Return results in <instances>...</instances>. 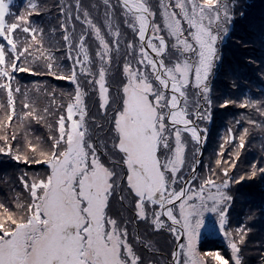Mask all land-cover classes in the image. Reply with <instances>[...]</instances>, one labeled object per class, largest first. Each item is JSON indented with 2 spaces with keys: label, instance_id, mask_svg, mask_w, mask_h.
Returning a JSON list of instances; mask_svg holds the SVG:
<instances>
[{
  "label": "trees",
  "instance_id": "trees-1",
  "mask_svg": "<svg viewBox=\"0 0 264 264\" xmlns=\"http://www.w3.org/2000/svg\"><path fill=\"white\" fill-rule=\"evenodd\" d=\"M161 1L146 0L150 12L155 13V24L160 21L162 24ZM74 2L0 0V236L26 224L37 202L45 197V185L52 176L51 165L61 159L69 147L71 133L62 132V123L69 126L70 108L83 96L84 146L111 171L107 216L127 233L135 234L127 236L137 256L135 264H173L177 237L164 217L161 216L162 229L151 222L160 209L157 203L144 204L148 209V206L155 208L150 219L143 220L138 215L140 199L130 187L126 156L120 149L121 141L115 129L116 117L125 104L123 66L127 62V45H134L132 61L135 63L141 42L138 35L125 26V14L117 0H110L107 10L105 0H83L93 13L91 20L100 26V32L106 31V24L112 29L113 35L106 36L109 44L105 45H113L117 39L114 35L117 29L119 31L120 50L117 52L112 47V64L106 78L111 103L107 88L105 104L100 99L98 86L96 90V86L80 74L87 70L85 60L89 55L92 71L96 72L99 67L96 37L102 42L103 36L85 31L79 21L75 22V33L62 26L67 23L61 15L62 9ZM242 2L228 41L219 46L223 58L218 72H214L207 109L197 93L190 90L187 103L198 112L186 111L188 119L207 130L204 156L193 187L197 185L198 176L206 172L213 181V175L217 174L215 182L231 185L228 191L232 206L225 227L239 237L247 234L239 247L241 264H264V0ZM161 29L169 45L163 59L167 70H171L182 55H176V49L172 48L174 40L168 37V30L164 26ZM81 33L86 40L81 41ZM80 51L78 62L73 63ZM83 52L87 56L84 60L81 59ZM66 79L79 84L75 88ZM103 106H107L106 114ZM206 112L212 118L211 123L204 115ZM182 134L187 147L185 164L191 166L200 147L188 134ZM164 137L157 147L163 170L172 149V144ZM254 169L257 175L252 177ZM190 173L180 172L176 178L166 174V188L179 189ZM177 207H173V213L178 219ZM243 244L252 247L246 248ZM199 248L206 264H231L232 261L236 264L228 243L216 230L204 238Z\"/></svg>",
  "mask_w": 264,
  "mask_h": 264
},
{
  "label": "rangeland",
  "instance_id": "rangeland-1",
  "mask_svg": "<svg viewBox=\"0 0 264 264\" xmlns=\"http://www.w3.org/2000/svg\"><path fill=\"white\" fill-rule=\"evenodd\" d=\"M136 1L143 3V0ZM242 1L250 0H221L219 11L221 14L227 12L229 21L227 24L222 22L216 33L219 36L216 44L217 53L210 61V67H206L204 56L207 51L206 42L200 36V32L206 28L200 14L204 8L212 5V0L161 1L159 13L162 24L161 21L156 22L160 28L152 32L154 38L152 45L158 53L163 52L164 55L167 53L169 45L161 29L164 26L169 32L168 37L174 40L171 47L176 49V55L180 53L182 55L176 67L166 70L165 75L181 88L184 96L181 109L186 116L187 111L190 114L198 112L187 103L190 90L193 94L197 93L202 105L206 106L210 101L214 72L215 74L218 72L223 58L220 56L219 46L228 41ZM136 19L139 20L138 17ZM89 23H92V20ZM104 47V50L109 48L107 45ZM81 51L75 55L76 62ZM81 56L83 60L87 57L84 52ZM132 63L135 68L136 64L134 61ZM144 63L148 66L140 68L139 72L141 76L147 74V80L137 82L133 78L125 84L124 109L116 117L115 129L120 137V149L126 156L130 187L140 199L137 205L138 215L143 220L150 219L151 211L155 208L148 206L150 208L148 209L144 204L150 203L149 201L157 203L160 209L155 212L156 219H152L151 222L162 229L164 222L161 219V216L163 217L161 208L179 198L185 184L179 189L172 186L167 189L165 175L170 173L176 178L180 172L192 173L199 153L193 165L185 164L187 147L182 133H188L178 127L172 128L168 124L172 96L163 91L155 80V63L146 52ZM124 71L127 75L126 69ZM201 73H206L203 78ZM101 87L103 88L102 85ZM205 87L209 91L206 92ZM155 92L160 93L159 101L153 100L149 103L148 97ZM99 93L103 102L107 104V88H103ZM73 108L79 112L77 120L72 119L75 115ZM85 115L84 98L79 96L69 111L71 123L69 126L62 123V132L67 130L71 133L68 151L51 165L52 176L45 185L47 193L37 202L30 220L26 224L24 222V225L20 224L13 232L0 236V264L136 263L137 256L127 239V236L132 237L135 234L127 233L117 221L107 216L111 195V171L105 169L84 146ZM204 115L211 123V116L207 112ZM172 130L177 131L171 132ZM202 130L207 134L205 128ZM188 135L198 144L190 133ZM163 136L166 142L172 144V149L167 158L166 168L162 171L157 158V147ZM213 178L216 181L217 174L213 175ZM193 180L185 197L174 205H178V219L173 213L174 206L171 210L174 220L184 228V240L180 250L183 257L181 259L179 255V264H206L199 246L207 235L213 234L214 230L228 243L236 264H241L239 247L247 234L239 237L236 232L225 227L232 206V196L228 191L231 185L213 181L208 172L198 176L197 185L194 187ZM175 232V236L178 237V230L172 228V233ZM243 247L252 246L243 244Z\"/></svg>",
  "mask_w": 264,
  "mask_h": 264
},
{
  "label": "snow or ice",
  "instance_id": "snow-or-ice-1",
  "mask_svg": "<svg viewBox=\"0 0 264 264\" xmlns=\"http://www.w3.org/2000/svg\"><path fill=\"white\" fill-rule=\"evenodd\" d=\"M109 3H110V0H105L106 10L109 8ZM117 4L119 5V7L122 8L125 14V20H124L125 26L128 27L130 30H132L135 36L138 35V40L141 42L140 50H139V57L135 61V64H136L135 68H133V63H132V53L134 51V45L131 43L127 45L128 47V55L126 57L127 62L123 66L127 71V75L125 77L124 82L127 84L129 80L133 78L137 82H139L142 79L146 81L147 74H145L144 76H141L139 72L140 68H144L148 66L144 63V60H145L144 54L145 52H148L150 55H152L153 60H155L156 53H152L151 51H149V49L151 50V43L149 41L148 35L143 30V25L141 24V21L136 19L137 17L136 8H140L141 14L145 15L148 18V32L158 31L160 26L154 23L153 17L155 16V13H151L148 10V5L146 3V0L140 5H136V8H134L132 4L129 3V0H117ZM220 4H221V0H212V5L210 7L204 8L200 14L203 17V23L206 26L205 30L200 32V36L203 38L204 42H206L207 51L204 54L205 60H206V67H210V61L214 59L215 54L217 53L216 44L219 39V36L216 33L220 29L222 22L224 24H227L229 21V16L227 12L223 14L220 13L219 11ZM162 11H163V8H162ZM61 15L64 18V20L67 21V23L62 25L66 31L71 30L73 33H75V26H76L75 22L79 21L82 24V27L85 31H94L98 33L100 36H103L102 42L100 39H98L95 36L96 39L99 41L98 51L96 53V58L99 61V67L97 68L96 72L92 71V60H91V56L89 55L88 59L85 60V64L87 65V70L82 71L80 74L86 76L89 82L96 86V90H97V85H98L99 92H101L103 88H108V84L106 82V73H107L108 67H110L112 63V47L114 46L117 52H119L120 50V42L118 39L119 37L118 29L114 35L117 38L115 43L113 45H110L107 50H104V45L109 44V40L108 38H106V36L113 35L112 29L111 27L108 26V24H106V31L104 33H101L100 26L97 25L94 22V20H92V23H89V21L91 20L93 16V13L88 10L83 0H75V2L70 4L67 9H62ZM197 18L199 19L200 17H197ZM207 29H212V31L209 32ZM80 38H81V41L86 40V36H84L83 33H81ZM81 59H83V57ZM72 62L75 63L76 58H73ZM77 67L79 68L80 65L77 64ZM156 67L157 69H159L160 65L157 64ZM205 74L206 73H201V78H203ZM156 76H157L158 81H161V88H163V80H162L163 73H160L159 71H157ZM66 81L73 83L72 81L67 80V79ZM73 84L75 85V88H76L79 82L77 81L76 83H73ZM101 85L103 86V88L101 87ZM109 89L110 88H108V91ZM169 89H171L172 93H175L174 88L169 87ZM205 91L207 92L209 91V89L205 87ZM100 99L102 101L103 99L102 96H100ZM159 99H160V93L155 92L154 95H150L148 97V102L151 103L153 100H156L158 102ZM109 103H111L110 91H109ZM173 103H175V101H173ZM227 103L228 102H226L224 106H227ZM103 109L106 114L107 106H103ZM73 112L75 113V115L72 116V119H77L79 117V112H77L76 108H73ZM170 115L171 114L169 113V116ZM68 122L71 123V120H69ZM159 157H160V153L158 150L157 158L159 159ZM161 170L163 171V167L161 168ZM256 175H257V171L254 169L251 173V176L254 177ZM243 179L244 178L241 177L240 181H242ZM231 264H234V261H232Z\"/></svg>",
  "mask_w": 264,
  "mask_h": 264
},
{
  "label": "water",
  "instance_id": "water-1",
  "mask_svg": "<svg viewBox=\"0 0 264 264\" xmlns=\"http://www.w3.org/2000/svg\"><path fill=\"white\" fill-rule=\"evenodd\" d=\"M129 3L132 4V6L134 8H136V5H140L142 2H139V1H136V0H129ZM136 11H137V17L139 19V17L141 15H143V14H141L140 8H136ZM145 19H146V25L143 26V30L148 35L149 41L151 43V50L149 49V51H151L152 53H156V59L153 60V61H155L156 65L157 64L160 65L159 69H157V67H156V72L159 71L160 73H163V77H162V80H163V88H161V81H158L157 76H156V73H155V80L157 81L158 85L160 86V88L163 91H165L166 93H169L172 96V99H173V95L174 94L178 97L177 109L179 110V113L182 116L181 123H179V124H173L172 121H171V115L168 116V123H169V125L172 128L178 127L181 130H184L185 132H188L190 134H192L190 132L191 130L192 131L195 130V134H192V135L198 141L199 146H200V153H199V156L197 158V161H196L194 170L190 174L187 182L185 183V187L183 189L182 195L179 198L173 200L171 203L165 204L163 206V208H162V213H163V216L165 217L166 221L170 225H172V227L174 229H177L179 231V233H180V236L177 239V244H176V246L174 248V253H173V264H179L180 250H181V247H182V244H183V240H184V228H183L182 225H180L179 223H177V221H175L174 218L172 217V215H171V208H172L173 205H175L177 202H179L183 197H185L186 193L188 192L189 186H190V184H191V182H192V180H193V178H194V176H195V174H196V172L198 170V167H199V165H200V163H201V161L203 159V156H204L205 138L203 137V131L195 123H192L187 118V116L184 115V113L182 112L181 107H182V103L184 101V96L182 94V90H181V88L177 84L171 82L164 75V72L166 70L165 62L163 60V54L164 53L163 52L158 53L155 50L154 46L152 45V41H153L154 38L152 37V32H150V31L148 32V18L146 16H145ZM164 46H166V45L164 44ZM150 57L153 59L152 55H150ZM169 87L174 88L175 89V93H172L171 92V89H169ZM170 114H172V107H171Z\"/></svg>",
  "mask_w": 264,
  "mask_h": 264
},
{
  "label": "bare ground",
  "instance_id": "bare-ground-1",
  "mask_svg": "<svg viewBox=\"0 0 264 264\" xmlns=\"http://www.w3.org/2000/svg\"><path fill=\"white\" fill-rule=\"evenodd\" d=\"M139 21H141V24L143 26L146 25V19H145L144 15H141L139 17ZM173 101H175V103H173ZM177 105H178V97L174 94L173 99H172V103H171V107H172L171 121L173 124H179V123H181V120H182L181 119L182 116L180 115L179 110L177 109ZM190 132L192 134H195V130L194 131L191 130Z\"/></svg>",
  "mask_w": 264,
  "mask_h": 264
}]
</instances>
